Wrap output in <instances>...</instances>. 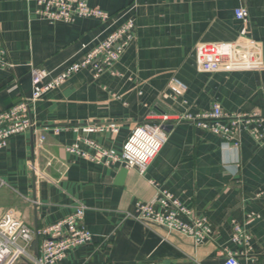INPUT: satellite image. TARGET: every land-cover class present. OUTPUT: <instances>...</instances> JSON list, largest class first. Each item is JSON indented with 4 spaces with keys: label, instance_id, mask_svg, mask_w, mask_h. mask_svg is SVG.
Segmentation results:
<instances>
[{
    "label": "crops",
    "instance_id": "1",
    "mask_svg": "<svg viewBox=\"0 0 264 264\" xmlns=\"http://www.w3.org/2000/svg\"><path fill=\"white\" fill-rule=\"evenodd\" d=\"M89 5L111 19L50 23L35 13V0H0V45L12 65L0 68V111L30 96L32 66L56 74L126 18L135 19V39L116 61L118 74L105 71L94 79L82 70L71 75L36 102L38 130L18 133L0 148L5 182L0 217L11 211L35 230L84 205L93 239L55 264H219L223 246L245 251L240 262L264 264V143L247 129L264 130V0H89ZM239 6L247 10L245 22L235 17ZM218 42H237L260 65L198 70L195 47ZM172 78L185 90L164 98ZM214 102L229 114H260L239 131L237 149L174 120L164 124V141L142 173L96 164L64 149L85 134L71 126L116 123L118 133L88 136L118 152L135 127L155 114L195 113ZM54 126L62 130L54 133ZM40 133L46 138L38 147ZM158 189L207 216L212 238L194 247L161 225L131 216L137 201L153 199ZM249 213L258 216L245 224ZM232 220L249 233L250 248L231 241ZM32 244L28 252L36 256ZM19 264L32 263L24 257Z\"/></svg>",
    "mask_w": 264,
    "mask_h": 264
},
{
    "label": "built area",
    "instance_id": "2",
    "mask_svg": "<svg viewBox=\"0 0 264 264\" xmlns=\"http://www.w3.org/2000/svg\"><path fill=\"white\" fill-rule=\"evenodd\" d=\"M35 13L42 19L54 22H73L81 17H95L103 21L111 19L110 15L89 5V0H35ZM235 17L242 22L247 20V10L236 7ZM135 19L129 16L115 26L104 38L95 42L78 61H71L56 74L45 69L32 66L30 82L32 91L30 96L23 97L13 105L0 111V148L7 144L10 137L24 131L36 132L37 119L35 105L39 98L51 89L65 83L71 75L86 70L96 79L105 71L112 75L118 74L114 69L116 61L123 50L135 39ZM195 61L198 70L216 71L218 69H253L260 65L258 59L244 55L243 47L237 42L201 43L195 47ZM7 61L6 51L0 45V68L11 67ZM185 90L178 79L172 78L162 93L164 98L179 96ZM258 112L229 114L224 111L220 103L214 102L208 109L198 112H183L155 114V119L137 125L122 146L116 151L99 145L88 136L91 132L110 131L118 133V125L114 122L101 124H84L71 126L75 131L84 135L78 136L75 142L64 149L83 159L96 164L122 165L126 169H138L143 172L147 163L159 150L164 141L162 128L170 120L189 122L193 127L206 130L222 137L225 142L238 148L237 135L241 128L259 117ZM243 123V125H242ZM54 133L62 130L60 127L51 128ZM250 134L260 143H264V130L259 127L247 128ZM46 136L40 133L36 146L40 147ZM5 184L0 178V187ZM153 199L137 201L134 212L135 219L144 223L161 225L169 233H176L190 240L194 247L205 243L213 236L211 221L207 216L194 214L192 209L182 203L166 189H158ZM85 206L78 204L69 215L51 224L32 230L23 218L11 211H5L0 217V264H19L27 257L32 264H55L64 259L68 251L77 246L85 245L93 239V234L84 223ZM258 214L249 213L245 224L251 223ZM231 241L238 246L250 248V235L242 225L232 220ZM39 238L38 254L28 252L35 236ZM245 251H231L223 246L220 249L222 260L219 264H247L239 261L238 256ZM144 264H159L147 262ZM197 264V262H196Z\"/></svg>",
    "mask_w": 264,
    "mask_h": 264
},
{
    "label": "water",
    "instance_id": "3",
    "mask_svg": "<svg viewBox=\"0 0 264 264\" xmlns=\"http://www.w3.org/2000/svg\"><path fill=\"white\" fill-rule=\"evenodd\" d=\"M125 171V170H124ZM38 236L36 235L35 236V240H34V242H33V244H32V249H33V251L35 252V254H38Z\"/></svg>",
    "mask_w": 264,
    "mask_h": 264
}]
</instances>
